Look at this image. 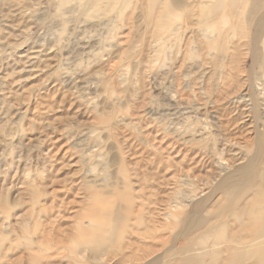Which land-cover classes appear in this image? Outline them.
<instances>
[{"label":"rangeland","instance_id":"374dc122","mask_svg":"<svg viewBox=\"0 0 264 264\" xmlns=\"http://www.w3.org/2000/svg\"><path fill=\"white\" fill-rule=\"evenodd\" d=\"M180 1L190 11L171 30L146 0H0V264H117L72 241L91 190L123 207L126 182L155 228V238L123 234L136 256L153 253L126 264H174L185 236L203 232H189L195 218L237 183L232 155L264 161V61L251 28L206 40L197 0ZM157 143L174 145L167 170ZM196 151L209 157L197 168L209 194L166 220L161 178L181 181ZM179 184L172 200L199 192Z\"/></svg>","mask_w":264,"mask_h":264},{"label":"bare ground","instance_id":"6f19581e","mask_svg":"<svg viewBox=\"0 0 264 264\" xmlns=\"http://www.w3.org/2000/svg\"><path fill=\"white\" fill-rule=\"evenodd\" d=\"M146 1L147 4L149 3L151 11L157 9L162 12L159 18L160 24L163 28L167 27L171 30H174L173 23L180 17L181 13L179 12L189 13L190 11L189 7L185 8L180 0ZM197 2L199 10L202 12L200 23L204 25V29L201 30L202 38L211 41L212 36L218 34L222 36V30L226 27L231 32L234 30L243 32V30L251 28L249 40L253 54L258 62L264 61V20L260 16L264 12V0H197ZM38 54V51L33 50L28 56V61L29 58L37 59ZM230 142L238 143L235 139ZM157 145V148H162L160 143ZM173 150L174 145H168L161 149L166 153L162 159L166 164L165 170L170 167L168 163L175 160L171 157ZM238 156L237 153L232 155V157H237V161L240 160L241 163L230 172L237 176V183L232 187L225 188L211 209L207 210L204 215L200 214L195 218L189 227V232L200 228L203 229V232L193 239L185 236L186 240L181 244L179 256L174 260V264H264V161L254 159L247 161V158L245 160ZM262 156L264 157L263 151ZM185 157L186 153L177 163L184 160ZM208 158L207 153L196 151L190 159L193 162V167H190L186 174L180 177L181 181L168 177V174L161 178L162 187L171 188L167 190V193L165 190L161 193L156 213L166 220H170L169 218L176 216L171 211H179L182 203L190 205L209 194V192H205L208 181H203L200 178V176L204 178V175L209 172L202 173L199 171L200 169L197 170L198 167L204 166L205 160ZM219 176H222V173L217 175V182L220 181ZM149 180L153 179L149 178ZM178 183H180L178 191L180 187L185 186L187 189L199 190V192H188L181 201L172 200L171 196L176 193ZM91 191H93L90 193L91 205L84 214L89 222L87 227L76 225L75 237L72 241L75 245L74 249L85 247L93 255L106 253L114 262L119 257L117 264L141 262L151 257L153 253H142L136 256L138 248L135 247L133 250L132 244L128 241L122 242L125 238L123 234L129 235L130 231H136L137 234L139 231H145L146 234L155 238L153 233L155 228L152 229L149 225L151 222L147 221L143 215L146 199H141L140 210L135 213L134 193L128 182H126L122 193L118 195L123 202V207H118L113 199L115 198L114 193H108L109 196H105L101 191ZM146 195L144 194L145 197ZM52 219L48 220L47 228ZM131 219L134 220L133 224H130ZM42 233L44 235L45 230ZM132 250L133 253H131ZM149 264H155L154 260Z\"/></svg>","mask_w":264,"mask_h":264}]
</instances>
